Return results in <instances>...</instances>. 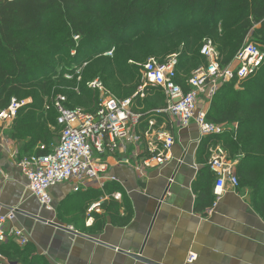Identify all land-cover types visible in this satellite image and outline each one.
<instances>
[{"label":"trees","instance_id":"16d2710c","mask_svg":"<svg viewBox=\"0 0 264 264\" xmlns=\"http://www.w3.org/2000/svg\"><path fill=\"white\" fill-rule=\"evenodd\" d=\"M249 34L264 51V0H0V108L6 107L11 97H31L30 102L19 108L11 136L27 139L23 155L47 152L49 149L39 151L32 147L38 143L49 147L61 127L56 117L53 121L49 119L53 131L48 127L50 122L45 120L42 110L45 99L48 97L50 101L66 81L68 87L77 86L75 77L68 80L65 74L76 76V68L82 61L114 46L112 57L97 56L99 59L90 63L94 66L86 77L99 72L104 84L124 98L132 95L140 84L139 68L144 62L140 66L134 62L150 55H159L163 61L167 54L177 52L175 80L187 91L186 77L192 69L206 63L199 51L203 37L213 38L225 66ZM74 35L79 38L75 40ZM162 45L166 48H161ZM262 68L264 61L237 88L235 78L218 87L209 101L206 119L230 126L237 123V128L228 127L221 134L205 136L201 144L206 147L220 143L230 157L239 158L236 166L239 188L249 189L253 207L264 218ZM182 69H187L185 74L180 72ZM257 73L260 75L254 77ZM91 79L86 78L82 87H77L82 94H95L87 102L90 110L83 109L88 112H93L99 102L97 91L87 86ZM73 94L76 93L61 94L66 96L65 105H83L67 104ZM137 100L142 108L136 110L142 113L165 105L163 93L154 87L147 88L145 98ZM203 103L204 98H200L199 106ZM55 113L57 116L56 110ZM203 170L211 169L207 165ZM211 171L210 174L214 173ZM104 187L94 191L95 198L103 194ZM118 189L113 184L109 192ZM206 189L201 207L213 203L214 194L210 188ZM117 203L110 198L105 209L112 220L126 225L131 208L125 202V214L120 216ZM0 252L20 264H52L31 242L24 247L12 240L2 242Z\"/></svg>","mask_w":264,"mask_h":264},{"label":"crops","instance_id":"0c3cea01","mask_svg":"<svg viewBox=\"0 0 264 264\" xmlns=\"http://www.w3.org/2000/svg\"><path fill=\"white\" fill-rule=\"evenodd\" d=\"M137 104L142 108L138 101ZM158 120L171 124L168 117ZM173 125L175 144L167 162L148 167L139 175L133 167L117 163L125 155L134 157L136 150L118 151L115 157H106L105 189L99 198L94 197V191L103 187L76 192L72 183L64 182L48 190L52 202L47 208L40 206L15 164L16 155L24 154L27 139L12 137L13 123L4 125L0 121V214L10 209L25 212L16 211L9 225L26 230L36 251L52 264H148L124 251H141L143 257L161 264H264V218L253 207L249 189L226 188L218 198L214 196L212 205L201 207L206 188L213 194L215 184L214 173L203 170L209 161V144L202 146L205 136L201 138L193 122L184 128ZM38 144L32 149H37ZM145 153L142 149L140 156ZM113 184L120 189L110 193ZM117 192L121 197L113 200L119 203L120 216L125 214V202L131 208L126 225L112 220L104 206ZM102 197L106 202L99 211L86 212V207ZM31 215L68 225L102 243ZM190 251L197 258L187 263ZM0 255L2 264H20L1 252Z\"/></svg>","mask_w":264,"mask_h":264},{"label":"built area","instance_id":"2783aa9c","mask_svg":"<svg viewBox=\"0 0 264 264\" xmlns=\"http://www.w3.org/2000/svg\"><path fill=\"white\" fill-rule=\"evenodd\" d=\"M78 38V35H74L75 40ZM113 51L112 47L104 54L112 55ZM199 51L206 63L195 67L186 77L187 91L175 80L177 55L172 54L163 61L155 57L148 58L141 65L137 90L128 97L114 95L98 77L89 80L87 86L97 91L99 97L98 106L93 112L80 107H67L66 96L57 95L53 107L57 112V124L61 127L58 141L49 147L44 143L37 145L39 151L49 149L47 152L16 155L15 158V164L27 179L28 189L40 206L51 208L52 199L48 190L64 182L72 183V190L76 192L103 187L104 174L108 169L106 157H115L118 151L128 153L129 148L136 150L134 157L125 155L116 161L133 167L139 175L148 167L167 162L175 144L173 124L184 128L193 122L201 138L221 134L228 127L236 129L237 123L230 126L226 122L208 121L206 104L223 82L235 78L237 86L253 75L264 61V51L259 43L246 41L225 66L221 64L220 52L211 38L204 39ZM152 87L163 93L165 105L145 113L137 111L136 108L141 109L137 105V98H145L147 88ZM200 98L207 99L202 106H199ZM28 102V99L11 97L8 105L0 108V121L4 125H11L19 108ZM160 117H168L171 124L158 120ZM142 149L147 153L141 157ZM209 152L208 165L215 173L214 196L218 198L226 188L237 190L239 177L236 166L239 158L230 157L220 143L210 144ZM110 178L115 179L113 176ZM111 197L119 200L121 194L113 193ZM104 199L102 197L100 201L92 203L89 212L99 211ZM16 214L15 209L0 214V243L12 240L24 247L30 242L28 232L9 225ZM196 258L197 254L190 251L186 262L192 263Z\"/></svg>","mask_w":264,"mask_h":264},{"label":"rangeland","instance_id":"374dc122","mask_svg":"<svg viewBox=\"0 0 264 264\" xmlns=\"http://www.w3.org/2000/svg\"><path fill=\"white\" fill-rule=\"evenodd\" d=\"M205 38H211V37H208V36H205V37H203L202 38V43H203V41H204V39ZM212 40H213V38H211ZM249 40H252V41H254L252 38H251V35L249 34L246 38H245V40H244V42H246V41H249ZM214 41V40H213ZM243 42V43H244ZM201 43V44H202ZM166 45V44H165ZM201 46V45H200ZM113 48H114V46H112ZM111 47V48H112ZM161 48H166L164 45H162L161 46ZM107 50H105V51H102V52H100V53H98V54H96L95 56H93L94 58H92V59H90V60H85V61H82V63H81V66L79 67H77L76 68V73H75V75L76 76H72L71 74H69V73H67V74H65V77H66V79H68V80H72L74 77H75V80H76V83H77V86H70V87H68L67 86V83L69 82V81H66L67 83H65V86H63L62 87V89L57 93V94H55V95H53L51 98H50V101H48L49 100V98L48 97H46V99H45V102H44V105H43V107H42V110L43 111H45V120H48L50 123H47V124H50L48 127L53 131V129H54V125H53V123H52V121L55 119V117H56V113H55V110H54V107H53V101H54V99L57 97V95H59V94H65V95H68L71 91H73V92H75L76 94H73L74 96H72V98H69V100H70V102H68L67 104L68 105H76L77 103H83V105H79L80 106V108H82V109H84V110H90L89 108L91 107V106H88L87 105V102L89 101V99H94V95H93V93H91V92H88V93H83L82 94V92H79L80 90L77 88V87H82V84H83V82L84 81H86V78H87V80L88 79H91V78H96V77H98V78H100L101 77V75H100V73L99 72H96L95 73V75H93V76H87L86 77V73H87V71H90L89 69L91 68V67H93L94 65L93 64H90L92 61H94V60H98L99 59V57L98 58H96L97 56H107V55H105L104 53L106 52ZM172 54H175V55H177L178 56V53L177 52H174V53H170V54H167L164 58L166 59L168 56H170V55H172ZM109 57H112L113 56V54L112 55H108ZM150 57H155V58H157V59H162L159 55L157 56V55H150V56H148V57H145V58H143L142 59V61H140V62H134V61H132V60H130V62H134V63H137L139 66H140V64L141 63H143V62H145L148 58H150ZM104 59V58H103ZM103 59H101V60H103ZM101 62V61H100ZM199 62H200V60H199ZM87 63H89V64H87ZM140 63V64H139ZM140 68H141V66H140ZM140 68H139V72H140ZM187 69H182V70H180V72L182 73V74H185L184 72L186 71ZM189 70V69H188ZM193 70V69H192ZM261 71H264V69L262 68L261 69ZM189 73V72H188ZM261 73H263V72H261ZM84 74H85V77H84ZM258 74L259 73H257L254 77H258ZM260 75V74H259ZM261 76H262V74H261ZM105 77V76H104ZM140 79V78H139ZM72 82V81H71ZM85 85V84H84ZM239 85H240V83L236 86V88L237 87H239ZM114 95H116L110 88H108ZM116 96H118V95H116ZM118 97H120V96H118ZM24 99H28V101L30 102L32 99H31V97H25ZM207 99H204V101H206ZM138 105V104H137ZM49 119H51V120H49ZM43 124H40V126H42ZM56 134H54L53 135V141H52V143H56L57 141H58V139H59V129L57 128V136H55ZM97 201H100V199L99 200H97ZM91 205V204H90ZM88 209H89V207H86V212L88 211ZM95 211V210H94ZM94 211H91V212H94Z\"/></svg>","mask_w":264,"mask_h":264},{"label":"water","instance_id":"95a60500","mask_svg":"<svg viewBox=\"0 0 264 264\" xmlns=\"http://www.w3.org/2000/svg\"><path fill=\"white\" fill-rule=\"evenodd\" d=\"M16 211L17 212H20V213H25V212H23V211H21L19 209H16ZM31 216L33 218H35L36 220H39V221H42V222H48V223H50L51 225H53L55 227L61 228V229L66 230V231H68L70 233H73L75 235H78V236L87 238V239L92 240L94 242L102 243L98 239H96V238H94V237H92L90 235H87V234H84V233H80V232L75 231L73 228L69 227L68 225L59 224V223L53 222V221H48V220H46V219H44L42 217L35 216V215H31ZM124 252L127 253L129 256H131V257H133V258H135L137 260L143 261L145 263H148V264H161V263H158V262H155V261H152L150 259H147V258L143 257L141 251H139L137 253L136 252H127V251H124Z\"/></svg>","mask_w":264,"mask_h":264},{"label":"bare ground","instance_id":"6f19581e","mask_svg":"<svg viewBox=\"0 0 264 264\" xmlns=\"http://www.w3.org/2000/svg\"><path fill=\"white\" fill-rule=\"evenodd\" d=\"M91 222V221H90Z\"/></svg>","mask_w":264,"mask_h":264}]
</instances>
